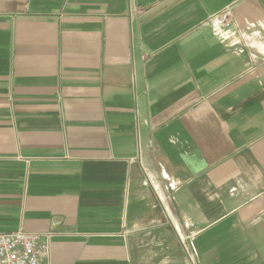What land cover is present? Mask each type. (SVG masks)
Masks as SVG:
<instances>
[{
    "label": "crops",
    "instance_id": "1",
    "mask_svg": "<svg viewBox=\"0 0 264 264\" xmlns=\"http://www.w3.org/2000/svg\"><path fill=\"white\" fill-rule=\"evenodd\" d=\"M19 229L50 264H264V0H0Z\"/></svg>",
    "mask_w": 264,
    "mask_h": 264
},
{
    "label": "built area",
    "instance_id": "2",
    "mask_svg": "<svg viewBox=\"0 0 264 264\" xmlns=\"http://www.w3.org/2000/svg\"><path fill=\"white\" fill-rule=\"evenodd\" d=\"M223 28L233 24V10L226 7L212 17ZM0 264H50L49 236L43 233L0 232Z\"/></svg>",
    "mask_w": 264,
    "mask_h": 264
}]
</instances>
